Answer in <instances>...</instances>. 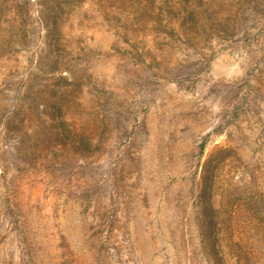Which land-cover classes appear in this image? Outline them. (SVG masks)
I'll list each match as a JSON object with an SVG mask.
<instances>
[{
	"label": "rangeland",
	"instance_id": "rangeland-1",
	"mask_svg": "<svg viewBox=\"0 0 264 264\" xmlns=\"http://www.w3.org/2000/svg\"><path fill=\"white\" fill-rule=\"evenodd\" d=\"M0 264H264V0H0Z\"/></svg>",
	"mask_w": 264,
	"mask_h": 264
}]
</instances>
